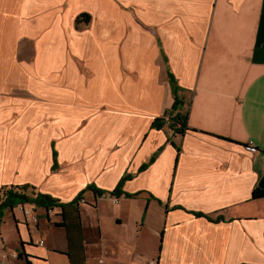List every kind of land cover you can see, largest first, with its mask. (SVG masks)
<instances>
[{
  "label": "crops",
  "instance_id": "obj_1",
  "mask_svg": "<svg viewBox=\"0 0 264 264\" xmlns=\"http://www.w3.org/2000/svg\"><path fill=\"white\" fill-rule=\"evenodd\" d=\"M0 31L29 84L0 90V190L128 176L79 204L85 264H264V0H0ZM170 74L183 135L151 127ZM59 212L4 211L0 264H69Z\"/></svg>",
  "mask_w": 264,
  "mask_h": 264
},
{
  "label": "trees",
  "instance_id": "obj_2",
  "mask_svg": "<svg viewBox=\"0 0 264 264\" xmlns=\"http://www.w3.org/2000/svg\"><path fill=\"white\" fill-rule=\"evenodd\" d=\"M82 18L84 19V21L89 20V16L83 14L78 18V22L81 21ZM169 82L174 99L171 111L165 117L156 119L152 123L151 127L160 129L164 126L165 122H167L168 127L173 134L183 135L188 130L187 113L180 112L183 105L182 99L180 98L178 93L180 91V88L176 85V81L171 74L169 75ZM56 168V154L55 151H53L52 170H55ZM127 179L128 176L123 177L118 186L109 193L96 190L94 187L89 186L84 191L78 193L72 201L67 203H62L48 194L35 192V189L29 185L9 188L5 187L0 190V218L3 216L4 211L12 210L13 208L23 205H32L34 206V208H40L45 210L46 212L52 211L54 209H59V217L61 218V222L56 224V226L61 227L65 230L66 240L68 244L66 255L69 258V264H85L80 226L79 204L83 201V196L88 190L92 191L96 196H134L122 192L123 182ZM251 198L253 200L264 198V191L261 190L258 186H255L251 193Z\"/></svg>",
  "mask_w": 264,
  "mask_h": 264
},
{
  "label": "rangeland",
  "instance_id": "obj_3",
  "mask_svg": "<svg viewBox=\"0 0 264 264\" xmlns=\"http://www.w3.org/2000/svg\"><path fill=\"white\" fill-rule=\"evenodd\" d=\"M2 37L5 39L2 32L0 31L1 40H2ZM9 39H10V35H9ZM6 52L9 53L7 54V56L11 57L14 50L9 48L8 50L6 49ZM5 55L6 54H2L3 57H5ZM4 62L0 61V90L7 89V91L11 93L12 91L17 90L19 88H27L29 84L25 80V76L20 71V68L16 64H14L11 59L8 61L9 62L8 64H4ZM254 94L255 95L253 96V98H255L258 101L260 97L259 94L256 95V92ZM254 103H257V102H252V104Z\"/></svg>",
  "mask_w": 264,
  "mask_h": 264
},
{
  "label": "built area",
  "instance_id": "obj_4",
  "mask_svg": "<svg viewBox=\"0 0 264 264\" xmlns=\"http://www.w3.org/2000/svg\"><path fill=\"white\" fill-rule=\"evenodd\" d=\"M246 148H247V150H248L250 153H252V154H254V153L257 152V148H256L255 145L252 144V143H249V144L247 145ZM113 202H114V203H117V200L115 199V200H113ZM24 214H25L26 216H28V218H30V220H31L33 223L37 222L35 216H32L31 214H29L28 212H25V211H24ZM14 258H17V256L15 255Z\"/></svg>",
  "mask_w": 264,
  "mask_h": 264
},
{
  "label": "water",
  "instance_id": "obj_5",
  "mask_svg": "<svg viewBox=\"0 0 264 264\" xmlns=\"http://www.w3.org/2000/svg\"><path fill=\"white\" fill-rule=\"evenodd\" d=\"M257 186L264 191V174L260 177Z\"/></svg>",
  "mask_w": 264,
  "mask_h": 264
}]
</instances>
